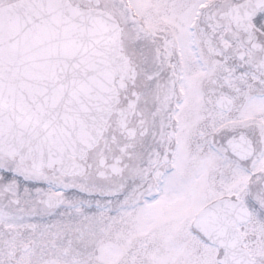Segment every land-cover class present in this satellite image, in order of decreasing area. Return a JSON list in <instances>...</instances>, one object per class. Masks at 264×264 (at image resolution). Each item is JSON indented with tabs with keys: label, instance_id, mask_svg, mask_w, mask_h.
<instances>
[{
	"label": "snow or ice",
	"instance_id": "6c2138e0",
	"mask_svg": "<svg viewBox=\"0 0 264 264\" xmlns=\"http://www.w3.org/2000/svg\"><path fill=\"white\" fill-rule=\"evenodd\" d=\"M0 264H264V0H0Z\"/></svg>",
	"mask_w": 264,
	"mask_h": 264
}]
</instances>
